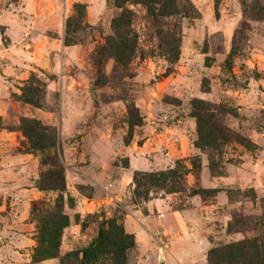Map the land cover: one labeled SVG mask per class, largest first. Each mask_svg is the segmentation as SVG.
<instances>
[{
	"label": "rangeland",
	"instance_id": "374dc122",
	"mask_svg": "<svg viewBox=\"0 0 264 264\" xmlns=\"http://www.w3.org/2000/svg\"><path fill=\"white\" fill-rule=\"evenodd\" d=\"M180 2L178 14L159 20L128 3L137 48L122 65L97 63L121 11L114 0H0V264H75L65 254L113 217L135 236L125 264H227L218 248L264 239V0ZM161 36L178 39L175 61ZM195 106L228 141L196 146ZM23 117L40 124L51 144L44 157L61 164L66 190L38 187L52 164L24 145ZM177 159L190 168L184 190L135 197V170ZM57 198L69 216L62 261L34 260L32 208L54 209Z\"/></svg>",
	"mask_w": 264,
	"mask_h": 264
},
{
	"label": "trees",
	"instance_id": "16d2710c",
	"mask_svg": "<svg viewBox=\"0 0 264 264\" xmlns=\"http://www.w3.org/2000/svg\"><path fill=\"white\" fill-rule=\"evenodd\" d=\"M116 6L121 8L120 13L112 19L113 33L106 37V42L97 51V63L103 58L113 57L119 64L126 65L134 56L137 48V34L132 28L133 10L128 3L141 4L151 19L159 20V17H168L178 14L180 11V0H114ZM82 10L81 4L76 5ZM163 31H160V35ZM173 37V36H172ZM159 48L163 49L164 44L171 46L167 55L170 61H175L178 54V39L159 37ZM167 52V51H166ZM194 115L197 118L198 137L196 146L201 148H217L218 139L228 141L229 135L226 129L213 120L211 116H205L202 108L194 107ZM135 108L129 107V114H134ZM141 117L138 116V123ZM129 124H137L129 118ZM40 124L33 118L23 117L20 122V129L27 138L24 144L28 150H40L43 154V164H50L48 156L44 157L43 150L49 147L45 143V134L39 130ZM239 138V137H238ZM240 142L252 150V144L244 138ZM219 147V146H218ZM38 180V187L41 189L66 190V183L62 166L60 163H51ZM190 164L193 170H199V159L191 158ZM180 159L165 169L159 170H135L133 174V194L137 199L146 200L150 197L151 191L177 192L185 189V174L190 169ZM205 188L192 189V194H205ZM54 209L34 206L32 212L38 211V245L36 246L33 259L42 260L49 257H60L59 246L63 228L69 225V216L63 211L62 199H56ZM41 208V209H40ZM232 223L229 224V227ZM135 236L126 232L123 224L117 218H107L99 226L97 235L82 248L72 249L65 254L67 258H75V264H125L127 261V250L135 245ZM220 249V260L227 264H264V239L262 236L246 237L237 241L229 242ZM64 263V261H63ZM67 264V263H66Z\"/></svg>",
	"mask_w": 264,
	"mask_h": 264
},
{
	"label": "crops",
	"instance_id": "0c3cea01",
	"mask_svg": "<svg viewBox=\"0 0 264 264\" xmlns=\"http://www.w3.org/2000/svg\"><path fill=\"white\" fill-rule=\"evenodd\" d=\"M12 246V245H11ZM19 252V250H17ZM21 253V252H19ZM23 254V253H22ZM29 254V250L24 254V255H28Z\"/></svg>",
	"mask_w": 264,
	"mask_h": 264
}]
</instances>
